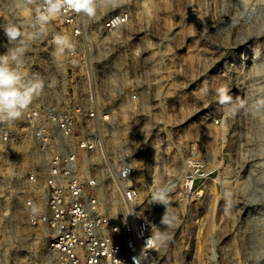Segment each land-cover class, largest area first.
<instances>
[{"label": "rangeland", "instance_id": "374dc122", "mask_svg": "<svg viewBox=\"0 0 264 264\" xmlns=\"http://www.w3.org/2000/svg\"><path fill=\"white\" fill-rule=\"evenodd\" d=\"M119 11L129 22L102 41L103 19ZM9 19L29 42L27 64L46 53L47 36L33 39L28 5L0 0V25ZM85 27L106 62L131 69L139 57L143 66L140 115L127 118L119 104L107 145L111 158L129 147L137 205L168 233L163 264H264V0H124ZM0 44L6 48L2 29ZM119 79L121 90L128 80ZM222 85L231 104L217 102ZM9 169L0 156V264H53L27 218L31 187L11 180ZM161 183L172 186L168 229L165 207L153 203Z\"/></svg>", "mask_w": 264, "mask_h": 264}, {"label": "built area", "instance_id": "2783aa9c", "mask_svg": "<svg viewBox=\"0 0 264 264\" xmlns=\"http://www.w3.org/2000/svg\"><path fill=\"white\" fill-rule=\"evenodd\" d=\"M28 6L34 18L36 5ZM129 20L126 11L106 16L101 40ZM85 23L62 11L46 26L48 55L33 54L18 66L45 87L20 119L0 122V156L9 178L31 187L27 218L43 232L53 264H163L158 227L137 205L138 167L129 147L111 158L107 145L119 104L127 118L140 115L143 66L139 57L131 69L106 62L98 42L94 50L86 42ZM57 34L69 36L74 48L58 52ZM120 76L128 80L121 90ZM113 197L121 199L114 207Z\"/></svg>", "mask_w": 264, "mask_h": 264}, {"label": "clouds", "instance_id": "9594fccd", "mask_svg": "<svg viewBox=\"0 0 264 264\" xmlns=\"http://www.w3.org/2000/svg\"><path fill=\"white\" fill-rule=\"evenodd\" d=\"M27 5H36L35 16L32 21L33 39L46 32V26L52 18L58 16L64 10H71L82 19L94 20L100 8L114 10L124 3V0H20ZM0 29L6 37V52L0 54V122H14L22 117L31 106L33 100L38 97L45 83L42 78L28 77L18 70V66L24 61L29 42L24 39L22 26L9 19L0 25ZM57 51L61 54L71 51L74 45L67 35L57 34L54 37ZM217 102L221 105L232 103V97L228 95V88L220 86L216 89ZM172 186L167 183L158 185L153 193V203H159L165 207L161 218L163 229L172 226L173 217L169 215V194ZM226 200L230 203L231 194L225 193ZM154 238L163 244L168 239L167 231H158Z\"/></svg>", "mask_w": 264, "mask_h": 264}, {"label": "bare ground", "instance_id": "6f19581e", "mask_svg": "<svg viewBox=\"0 0 264 264\" xmlns=\"http://www.w3.org/2000/svg\"><path fill=\"white\" fill-rule=\"evenodd\" d=\"M116 198V197H115ZM117 199V198H116Z\"/></svg>", "mask_w": 264, "mask_h": 264}]
</instances>
